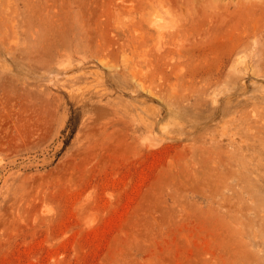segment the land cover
Returning a JSON list of instances; mask_svg holds the SVG:
<instances>
[{"label": "rangeland", "instance_id": "obj_1", "mask_svg": "<svg viewBox=\"0 0 264 264\" xmlns=\"http://www.w3.org/2000/svg\"><path fill=\"white\" fill-rule=\"evenodd\" d=\"M0 264H264V0H0Z\"/></svg>", "mask_w": 264, "mask_h": 264}, {"label": "bare ground", "instance_id": "obj_2", "mask_svg": "<svg viewBox=\"0 0 264 264\" xmlns=\"http://www.w3.org/2000/svg\"><path fill=\"white\" fill-rule=\"evenodd\" d=\"M158 7H159V6H158ZM154 16H155V15H154ZM158 32H159V31H158ZM157 34H158V33H157ZM154 35H155V34H154ZM151 36H152V34H151ZM156 39H157V38H156ZM159 39H160V38H159ZM162 39H163V38H162ZM1 85H2V87H3V86H4V87H7L8 84H7V82L2 81V82H1ZM4 87H3V88H4ZM4 90H5V89H4ZM17 90H18V89H17Z\"/></svg>", "mask_w": 264, "mask_h": 264}]
</instances>
